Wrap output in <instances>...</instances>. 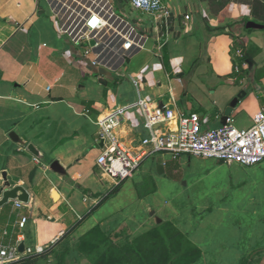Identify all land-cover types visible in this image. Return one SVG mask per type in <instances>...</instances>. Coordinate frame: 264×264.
I'll use <instances>...</instances> for the list:
<instances>
[{
  "label": "crops",
  "instance_id": "0c3cea01",
  "mask_svg": "<svg viewBox=\"0 0 264 264\" xmlns=\"http://www.w3.org/2000/svg\"><path fill=\"white\" fill-rule=\"evenodd\" d=\"M164 1L173 15L167 38L156 39L147 22L135 21L148 39L144 49L129 60V80L148 77L139 84L140 96L147 98L148 108L167 107L185 115L196 114L204 128H217L230 103L244 92L231 115L239 119L238 129L252 125L254 117L264 111V28H246L248 22L264 26L255 18L258 5L254 0H231L218 11L217 0ZM41 15L36 0H0V191L6 181L10 188L23 187L29 196L27 208L14 209V201L0 207V244L8 243V237L4 236L7 231L12 242L19 240L33 252L54 244L96 207L79 226L82 227L120 192L124 183L114 196L99 204L101 190L95 169L101 145L96 121L117 108L136 103L139 98L136 88V95L131 89L132 82L128 83L131 86L120 85L104 93L81 85L86 78L99 75L98 69L90 66V59L78 57L65 39L53 33L49 27L52 22L42 27L38 18ZM157 40L164 45L161 57H157V47L162 43ZM163 52L168 58L167 69L159 61ZM142 53L144 56L137 58ZM245 55L252 58L251 66L243 60ZM102 77L99 75V81ZM168 126L175 129V121ZM11 133L23 144L13 142L9 138ZM148 136L141 111L138 108L126 111L117 131L122 147L139 155L140 142ZM28 145H33L41 158L30 154ZM150 157L143 156L140 164ZM185 158L182 166L190 177H197L191 180V192L202 194L205 190L198 189V180L223 166L234 170L236 177L229 178L222 200L236 194L233 201L259 203L248 219L242 213L239 217L231 215L233 231L227 233L245 234L244 239L250 244L244 258L251 264H264V163L242 167ZM55 161L66 171L67 178L50 169ZM157 164L156 160L150 161L147 170L150 175L157 174ZM162 165L161 175H165L164 159ZM104 182L109 192L116 187ZM184 185L187 187L188 182ZM115 211L116 208L112 214ZM220 212L215 214L205 208L191 225L194 232L190 237L186 226L180 230L174 224L201 251V258L203 250L198 244L203 236L209 235L205 223L215 218L222 222L226 214H231ZM19 217L28 219L23 229L17 227ZM109 218H97L92 228L79 236L78 228L71 238L78 240L95 226L105 233H114L103 230ZM153 226L154 223L146 231Z\"/></svg>",
  "mask_w": 264,
  "mask_h": 264
},
{
  "label": "built area",
  "instance_id": "2783aa9c",
  "mask_svg": "<svg viewBox=\"0 0 264 264\" xmlns=\"http://www.w3.org/2000/svg\"><path fill=\"white\" fill-rule=\"evenodd\" d=\"M37 4L39 0H36ZM51 12L54 31L65 38L77 51L78 57L90 59L95 69L118 73L138 52L144 49L148 36L135 21L130 22L115 12L114 2L122 9H130L141 15L152 16L161 24L162 40L171 29L172 12L164 0H128L123 5L120 0H44ZM188 20V17H185ZM156 39H159L158 36ZM157 47V57H161L163 41ZM239 57L242 55L238 54ZM246 65V64H245ZM139 98L136 103L117 108L106 117L97 119L100 155L96 167L101 178L118 186L131 178L140 166L143 156L167 154L171 159L182 156L202 160H213L225 165L253 167L264 162V111L259 112L248 129H238L229 115L225 124L217 128H204L196 114L185 115L167 107L148 108L147 98L140 96V81L130 77ZM139 109L144 117V129L149 136L140 142L139 155L125 150L117 137L126 111ZM175 121V129L168 125ZM27 204L14 201V209L27 208ZM26 217H19L18 229H23ZM7 244H0V264H12L43 249L33 252L25 248L19 252V240L12 242L7 231Z\"/></svg>",
  "mask_w": 264,
  "mask_h": 264
},
{
  "label": "rangeland",
  "instance_id": "374dc122",
  "mask_svg": "<svg viewBox=\"0 0 264 264\" xmlns=\"http://www.w3.org/2000/svg\"><path fill=\"white\" fill-rule=\"evenodd\" d=\"M122 1V4L126 6L127 0ZM225 2L226 0H219L217 5L221 6L225 4ZM114 7L117 14H121L130 22L138 20H140V22H147L152 33L154 32V34H156V38L157 36L162 37L163 31L161 24L158 21H155L152 16L141 15L130 9H122L119 5L117 6L115 2ZM38 8L42 12V15L38 16L39 22L41 23V26L45 28L51 23L50 8L44 0H39ZM49 27L52 28L53 33L56 35L52 23ZM56 36L58 37V35ZM152 37L155 36L152 34ZM59 39L64 40L65 38L59 37ZM149 42L150 41H148L147 46H150ZM165 54L166 53L163 52L162 59H159V61L167 69L168 58ZM143 56L144 53L137 58ZM134 62L135 60L132 61L133 64ZM129 63L130 62L128 61L120 69V72L111 73V76L109 77L103 76L100 81L98 79L99 75L94 74L89 79L86 78L81 85H84L87 88H92L94 91L101 89L104 93L106 90H115L120 85L131 84V81L128 79V76L131 74V72H129ZM140 77L141 78H137L139 81L148 79V77L145 76H143V78L142 76ZM187 78L188 77L186 76V79ZM130 84L128 85L131 86L132 84ZM131 89L136 95L135 87L133 85L131 86ZM142 96H144L143 93ZM231 117L235 121V126L239 128V119L234 118L233 115H231ZM251 126L252 125L248 126L246 129ZM187 157L188 156H182V159L179 158L180 160L176 161L171 159L169 155L162 156L161 154H154L146 159L140 164L132 177L124 182L120 192L108 201L105 208L103 207L97 216H94L93 219L80 227L76 234L78 236L82 235L92 228L94 226L93 222H95V220L97 221V218L108 219L112 215L103 227V230L106 232L126 231L127 236L133 238L134 236L136 237L145 232L151 225H153V223L155 225L154 218H158L161 221L172 222L173 225L175 224L180 230H182L183 226H186V228H188L186 234L190 237L194 232L191 225H194L193 223L199 219V213L204 211L205 208H208L215 214L221 213L220 211L225 214L230 212L231 214H226L222 222H219L218 219L215 218L212 222L205 223L209 235L203 236V238H201V243L198 244L203 250V256L199 259V261H201L200 264H243L246 260L244 257L248 254L250 243L248 240L244 239L245 234H239L238 232L236 234L227 233V231H233L230 216L233 215V217H239V214L242 213V215H245L246 219H248V215L252 214L253 210L259 206V203L233 201V199H236L234 198V195L236 194L229 195L225 201L222 200L224 198L222 191L226 190V187H228L227 182H230L229 178L236 177L234 170L231 171L229 168L227 169L223 166L219 169L213 170L207 177H201L198 180V183L200 184L198 185V189L203 188L205 190L202 194L191 192L193 190L191 187V180H195L197 177H190L182 166L183 158L187 159ZM189 158L190 161H196V158ZM162 159H164V162L167 164L166 174L157 175L152 173L150 175L147 171L150 161H162ZM248 176L252 175L250 174ZM95 177L97 179L98 187L101 190L102 199L109 192L107 188L108 184L104 182V180H101L102 178L97 168L95 169ZM186 181L188 182L187 187L184 185ZM137 196H139L138 199ZM249 204H252L251 208L249 207ZM115 208L117 211L112 214L111 211H114ZM262 211L264 212V202H262ZM152 212L154 213V218L150 216ZM105 216H108V218H105ZM185 238L188 239L187 236H185ZM122 240L123 239L115 240V243H121L123 242ZM76 243V240L70 239L63 242L55 250L56 253H63L65 245H67L66 248L68 247L69 253L65 252L66 254L64 253L63 256L61 254L58 260H39L37 264H88L86 258L77 253L75 249ZM222 243H224L223 246H221Z\"/></svg>",
  "mask_w": 264,
  "mask_h": 264
},
{
  "label": "trees",
  "instance_id": "16d2710c",
  "mask_svg": "<svg viewBox=\"0 0 264 264\" xmlns=\"http://www.w3.org/2000/svg\"><path fill=\"white\" fill-rule=\"evenodd\" d=\"M229 1L231 0H226L225 4L219 6L218 11ZM254 1V4L258 5V9L254 10L255 13L257 12L255 18L264 23V0ZM243 60L247 65L253 62L249 55H245ZM120 185L111 189L99 204L114 196L119 191ZM95 209L96 207L76 221L62 237L42 252L34 253L12 264H37L39 260H58L61 254L63 256L65 252L69 253L67 245L63 253L57 254L55 250L63 242L74 240L71 238L73 233ZM126 233V231L105 233L100 226H95L76 240L75 249L80 256L86 258L88 264H196L201 258V251L170 222L155 224L148 231L133 238ZM120 239H123V242L115 243V240ZM243 264H251V262L245 260Z\"/></svg>",
  "mask_w": 264,
  "mask_h": 264
},
{
  "label": "water",
  "instance_id": "95a60500",
  "mask_svg": "<svg viewBox=\"0 0 264 264\" xmlns=\"http://www.w3.org/2000/svg\"><path fill=\"white\" fill-rule=\"evenodd\" d=\"M247 29H263L264 26L262 25H258L255 24L253 22H248L246 25ZM251 66V64H249ZM98 74L101 76H111V74L107 71H105L104 69H98ZM245 95L244 92H241L237 95V97L230 103L229 107L226 109L223 117H222V121H221V125L225 124V120L226 118L231 115L233 108L237 105L238 101L243 98V96ZM9 138L18 144H23L22 141L15 135V133H11L9 135ZM27 151L32 154L33 156H35L36 158H41L39 155V152L35 149V147L33 145H28L27 146ZM158 164L156 166V171L158 175H161L163 172V165H162V161L161 160H157L156 161ZM50 169L58 174L59 176L62 177H66V171H64V169L60 166V164L55 161L51 164ZM1 193V197H0V207L8 204L10 201H18V202H22L24 204H28L29 201V196L26 192V190L23 187L17 186L14 188H10V185L8 183H4L3 189H1L0 191ZM151 216L154 217V213H151ZM156 224H160L162 221L158 218H155ZM19 252L23 253L25 246L23 243H20L18 246Z\"/></svg>",
  "mask_w": 264,
  "mask_h": 264
},
{
  "label": "bare ground",
  "instance_id": "6f19581e",
  "mask_svg": "<svg viewBox=\"0 0 264 264\" xmlns=\"http://www.w3.org/2000/svg\"><path fill=\"white\" fill-rule=\"evenodd\" d=\"M56 196V195H55ZM57 197V196H56Z\"/></svg>",
  "mask_w": 264,
  "mask_h": 264
}]
</instances>
